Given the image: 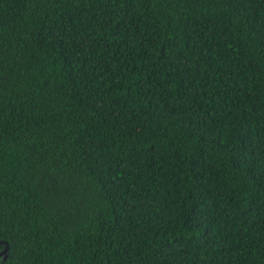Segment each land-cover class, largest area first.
Masks as SVG:
<instances>
[{"label": "trees", "instance_id": "trees-1", "mask_svg": "<svg viewBox=\"0 0 264 264\" xmlns=\"http://www.w3.org/2000/svg\"><path fill=\"white\" fill-rule=\"evenodd\" d=\"M0 264H264V0H0Z\"/></svg>", "mask_w": 264, "mask_h": 264}, {"label": "water", "instance_id": "water-1", "mask_svg": "<svg viewBox=\"0 0 264 264\" xmlns=\"http://www.w3.org/2000/svg\"><path fill=\"white\" fill-rule=\"evenodd\" d=\"M8 249H9V245L6 243L5 244V249L2 251V253L0 254V257L1 256H5V258H6V256H7V252H8Z\"/></svg>", "mask_w": 264, "mask_h": 264}]
</instances>
